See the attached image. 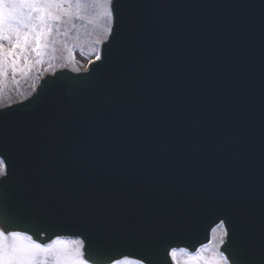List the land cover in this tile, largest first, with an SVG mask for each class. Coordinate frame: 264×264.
I'll return each instance as SVG.
<instances>
[{
	"label": "water",
	"instance_id": "95a60500",
	"mask_svg": "<svg viewBox=\"0 0 264 264\" xmlns=\"http://www.w3.org/2000/svg\"><path fill=\"white\" fill-rule=\"evenodd\" d=\"M112 8L101 60L0 110V224L42 246L80 239L92 260L151 250L172 264V249L195 252L222 223L221 254L261 264L264 0Z\"/></svg>",
	"mask_w": 264,
	"mask_h": 264
},
{
	"label": "snow or ice",
	"instance_id": "6c2138e0",
	"mask_svg": "<svg viewBox=\"0 0 264 264\" xmlns=\"http://www.w3.org/2000/svg\"><path fill=\"white\" fill-rule=\"evenodd\" d=\"M112 5L113 0H0V83L9 72L15 77L18 72L30 70L33 57L36 58L35 62H42L49 49L54 51L57 43L55 37L60 35L61 24L70 23L73 19L93 23V18L88 15L89 9L102 10L99 15L106 16L109 22L105 33L111 34ZM63 34L67 36L68 30ZM96 60H101L99 54ZM6 164L5 160H0V176L7 175ZM227 236L221 225L222 244ZM88 247L93 246L89 244ZM202 251L189 254L181 262L177 259L176 250L172 249L171 257L176 264H229V261L231 264H246L243 251L240 258L218 253L209 257L203 255ZM96 254L98 260L90 259L91 253L85 249L82 240L57 239L52 244L42 246L23 230H12L0 224V264H50V261L51 264H103L106 256L109 258L108 264H111L115 259L103 249ZM138 264H153L151 250L140 257ZM261 264H264V258Z\"/></svg>",
	"mask_w": 264,
	"mask_h": 264
},
{
	"label": "rangeland",
	"instance_id": "374dc122",
	"mask_svg": "<svg viewBox=\"0 0 264 264\" xmlns=\"http://www.w3.org/2000/svg\"><path fill=\"white\" fill-rule=\"evenodd\" d=\"M82 2H88V0H82ZM101 11L89 9L88 15L93 18V23L73 19L70 23L61 24L60 35L55 37L57 43L54 45V51L49 49L42 62H35L36 58L33 57L30 70L18 72L15 77L9 72L8 76L0 83V110L27 100L45 75L62 69L78 73L85 69L88 62L96 59L101 43L105 42L109 35L105 33V28L109 27L108 18L99 15ZM66 29L68 30L67 36L63 34ZM97 41L99 43H96ZM220 236L221 234L214 237L216 243L213 254L218 253L221 244ZM206 252L211 251L206 250L202 254L213 255ZM187 257L188 255L184 253L177 254V259L181 262ZM120 264L132 263L128 261Z\"/></svg>",
	"mask_w": 264,
	"mask_h": 264
}]
</instances>
